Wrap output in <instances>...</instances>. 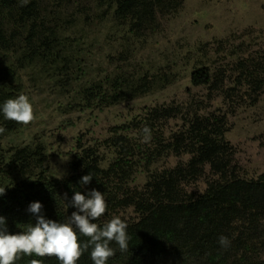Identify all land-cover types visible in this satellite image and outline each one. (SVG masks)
I'll use <instances>...</instances> for the list:
<instances>
[{
	"label": "trees",
	"instance_id": "1",
	"mask_svg": "<svg viewBox=\"0 0 264 264\" xmlns=\"http://www.w3.org/2000/svg\"><path fill=\"white\" fill-rule=\"evenodd\" d=\"M95 1L106 7L103 11L109 9L107 19L118 26L127 25L128 32L138 38L142 32L155 29L159 17L178 11L184 0ZM62 3L69 4V0H57L53 5ZM52 10L61 11L51 7L47 10L51 18L45 21L37 0H29L27 5H22L21 0H0V47L19 46L21 59L26 63L72 59V41H77L89 25L85 22L74 35L58 36L55 28L58 32L62 21ZM26 25V34L24 32L22 39L18 38L15 35L17 30L24 29ZM245 65L244 62L238 63L237 70ZM258 65L250 61L249 66L253 68L247 66L242 69L240 77L236 76L234 81L240 84L242 77L244 83L256 91L261 81L257 76L258 70H255ZM4 73L7 77H15V72L9 69ZM223 76L224 71H211L208 64H196L189 75L192 87L206 88L209 94L222 89L219 87ZM153 82L147 73L137 79L115 77L109 82L114 88L110 92L104 91L102 82L93 83L85 90L82 99L87 105L96 97L99 104L132 100L149 90ZM186 91L191 95V89ZM235 94L234 88H228L224 97L233 98ZM5 95L0 91V108ZM203 105L190 100L185 106L170 104L151 108L141 123L131 121L126 127L125 130L134 133L129 132L126 138L112 136L106 142L114 155L107 167L101 165L103 156L97 146L84 145L80 137L77 138L67 165L69 172L58 180L46 176V148L40 142L31 149H16L8 156L5 166L19 180L12 186L0 183V187H5V194L0 196V215L6 217L8 231H27L35 223V217L26 210L33 201L43 204L42 213L46 218L65 223L76 211L74 206H69L74 192L87 195L95 188L105 197L107 211L94 222L103 226L118 216L128 225V251L121 252L119 245L111 242L115 255L107 264H264V172L256 179L239 175V167L233 164V148L224 138V116L203 114ZM170 119H182L185 125L169 133L168 138H162L158 131L161 125L158 124ZM0 127L15 128V123L5 119L2 111ZM145 127L151 132V141L145 142L146 146L136 141L145 135ZM162 152L188 155V160L172 168L151 172L141 189L131 188L125 183L131 167L143 166L144 163L149 165ZM208 166L213 176L205 179L206 188L200 191L195 185ZM88 173L93 178L83 186L79 181ZM129 209L135 218L123 215ZM220 236L229 239L228 247L220 245ZM88 239L79 235L81 244ZM90 252L91 248L85 251L77 264H93ZM33 260H39L41 264H60L55 256L35 255L22 256L16 264H32Z\"/></svg>",
	"mask_w": 264,
	"mask_h": 264
},
{
	"label": "rangeland",
	"instance_id": "2",
	"mask_svg": "<svg viewBox=\"0 0 264 264\" xmlns=\"http://www.w3.org/2000/svg\"><path fill=\"white\" fill-rule=\"evenodd\" d=\"M37 1L45 21L51 18L47 12L51 7L61 10H52L62 21L58 32L55 28L58 36L74 35L85 22L89 29L72 41V59L38 61L26 68V61L22 60L14 78L0 75V83L4 81L5 88L12 89V97L24 94L29 98L35 116L28 125L11 121L15 128L0 133V161L4 160L0 162V183L12 186L19 180L5 166L8 156L16 149H31L39 142L46 148L48 179L58 180L57 177L68 174L67 165L79 137L82 144L97 146L103 156L101 165L107 167L114 158L106 145L112 136L126 138L129 132L134 133L126 127L131 121L141 123L153 107L185 106L190 100L204 104L203 114L224 116V138L233 148V164L239 167L240 176L256 179L264 172V0H184L178 11L159 17L155 29L142 32L138 38L128 32L127 25L118 26L107 19L109 9L103 11L106 7L95 0H69V4L60 6L53 5L57 0ZM101 18L105 19L100 21ZM16 25L19 27L17 22ZM24 32L27 25L15 35L22 39ZM18 47L13 45L10 50L0 51V67L19 59ZM250 61L259 64L255 70L261 81L256 91L242 77L240 84L234 81L242 69L253 68ZM240 62L246 65L238 71ZM196 64H208L211 71H224L219 87L222 89L209 94L206 88L192 87L189 75ZM145 73L154 80L153 86L132 100L99 104L96 97L87 105L82 99L93 83L102 82L104 91L110 92L114 88L109 82L115 77L137 79ZM187 88L192 90L191 95ZM228 88L235 89L233 98L224 97ZM158 125L162 138H168L185 122L170 119ZM143 137L136 141L146 146ZM187 160L185 155L162 152L149 165L131 167L125 183L141 189L151 172ZM209 170L208 166L196 182L195 188L200 191L206 188V178L213 176ZM132 214L129 209L123 215L135 218Z\"/></svg>",
	"mask_w": 264,
	"mask_h": 264
},
{
	"label": "clouds",
	"instance_id": "3",
	"mask_svg": "<svg viewBox=\"0 0 264 264\" xmlns=\"http://www.w3.org/2000/svg\"><path fill=\"white\" fill-rule=\"evenodd\" d=\"M21 3L27 5L29 0H21ZM4 49L11 48L0 47V51ZM21 62L19 54L16 62L0 67V75H4L6 79H12L4 72L9 69L10 72L16 73L20 70L18 68ZM35 63L28 61L24 68L33 66ZM0 91L6 93L0 108L5 119L22 125H28L35 119L32 103L26 95L12 97V89L5 88L4 81L0 83ZM4 131L5 129L0 127V133ZM143 131L145 133L143 141L147 142L151 136L150 129L145 127ZM185 156L188 157V155ZM92 178L93 176L88 173L81 177L79 183L83 186L87 185ZM4 194L5 187H0V196ZM64 197L67 199V194ZM70 205L74 206L76 211L71 213L67 222L61 223L43 215V204L40 201L31 202L26 210L35 217V223L30 225L27 231L18 233H10L6 217L0 215V264H16L22 256L32 255L55 256L60 264H77L81 255L89 248H91L90 258L93 264H107L109 258L115 255V249L110 247L113 241L119 245L121 252L128 251V225L124 220L118 216L113 217L103 226L94 222L104 216L107 211V202L101 191L92 188L87 195L74 192L69 201ZM78 233L89 238L86 243L81 244ZM219 243L226 248L230 241L226 236H220ZM32 264H41V261L33 260Z\"/></svg>",
	"mask_w": 264,
	"mask_h": 264
}]
</instances>
